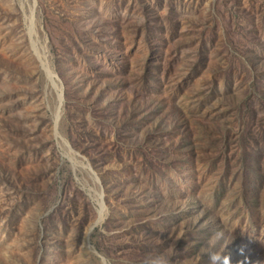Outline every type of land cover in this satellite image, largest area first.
<instances>
[{
	"label": "rangeland",
	"instance_id": "374dc122",
	"mask_svg": "<svg viewBox=\"0 0 264 264\" xmlns=\"http://www.w3.org/2000/svg\"><path fill=\"white\" fill-rule=\"evenodd\" d=\"M0 264H264V0H0Z\"/></svg>",
	"mask_w": 264,
	"mask_h": 264
},
{
	"label": "bare ground",
	"instance_id": "6f19581e",
	"mask_svg": "<svg viewBox=\"0 0 264 264\" xmlns=\"http://www.w3.org/2000/svg\"><path fill=\"white\" fill-rule=\"evenodd\" d=\"M42 62V61H41ZM44 63V62H43ZM46 69V68H45ZM88 166V165H87ZM89 236V235H88Z\"/></svg>",
	"mask_w": 264,
	"mask_h": 264
}]
</instances>
